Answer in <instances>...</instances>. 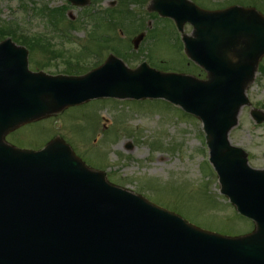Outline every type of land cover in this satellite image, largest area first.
Returning <instances> with one entry per match:
<instances>
[{
	"label": "water",
	"instance_id": "water-1",
	"mask_svg": "<svg viewBox=\"0 0 264 264\" xmlns=\"http://www.w3.org/2000/svg\"><path fill=\"white\" fill-rule=\"evenodd\" d=\"M238 16L229 13L220 27L228 36L249 40L237 63L215 59L216 22L223 25L221 20L209 19L195 38L208 51L207 81L145 65L131 70L110 58L81 77L34 74L32 93L0 92V264L244 263L248 253L243 242L264 241V172L248 167L245 153L229 144L227 133L247 102L245 87L264 54V18L247 14L239 22ZM7 77L20 73L0 68V80ZM101 96L163 97L201 118L222 190L256 221L253 235L230 240L194 229L173 213L108 184L104 174L83 167L60 140L38 153L3 143L5 133L20 123ZM233 244L238 248L232 249ZM263 260L259 256L256 262Z\"/></svg>",
	"mask_w": 264,
	"mask_h": 264
},
{
	"label": "rangeland",
	"instance_id": "rangeland-1",
	"mask_svg": "<svg viewBox=\"0 0 264 264\" xmlns=\"http://www.w3.org/2000/svg\"><path fill=\"white\" fill-rule=\"evenodd\" d=\"M111 1L100 0L101 8L107 7ZM148 1L137 0L139 4L136 5L129 2V7L123 1L118 5L115 3L114 10L120 8L119 13L125 17L129 13L123 7L135 13L136 22L132 18V25L123 23V26L115 21L110 24L107 22L114 16L99 14L101 16L95 21H92L96 18L94 15L85 18V25L81 27L84 30L67 28L66 34L81 43L87 39L86 30H89L96 42L88 46L89 49H95L97 43L105 40L111 44V39L107 37L115 36L118 40L113 41L119 43L123 51L121 56H117L130 67L146 60V55L155 63L179 64L177 35L170 21L148 15ZM197 1L202 4L203 0ZM227 1L204 0V3L208 7H216ZM40 3L47 4L51 9L50 16L42 14ZM66 5L65 0H0V31H9L11 24L16 30L21 27L28 33L27 38L19 36V40L27 42L41 37L51 41L46 44L51 45L55 53L62 52L63 47L72 51L76 49L73 44L59 43L66 37L61 36L53 27L55 23L49 20L50 17L64 19L61 7ZM34 9H37L35 15L32 13ZM64 13L67 18L68 15L74 16L78 10L75 7L70 10L66 8ZM147 19L154 21L152 26V22L145 25ZM59 23L65 27V24ZM120 26L125 27L121 33L117 29ZM149 26L152 32L148 31ZM144 30L148 32L140 42L138 51L132 49L130 39ZM186 30L189 31L190 27ZM36 51L38 55V48ZM83 52L88 54V51ZM40 54L43 51L40 50ZM47 58H51L50 55ZM79 60L94 63L97 57ZM60 61L64 62L62 59ZM246 93L264 112V77H257ZM249 110L247 106L241 110L237 125L229 132V140L244 149L250 166L264 169V122L256 124L249 116ZM201 133L198 119L185 115L178 107L162 99L102 98L40 119L21 128L10 139L36 146L48 137H63L86 165L104 171L115 184L142 194L168 209L177 210L191 222L211 231L223 234L249 231L252 228L249 221L238 217L228 200L219 194L217 178L216 175L213 178ZM127 144H131V148Z\"/></svg>",
	"mask_w": 264,
	"mask_h": 264
},
{
	"label": "flooded vegetation",
	"instance_id": "flooded-vegetation-1",
	"mask_svg": "<svg viewBox=\"0 0 264 264\" xmlns=\"http://www.w3.org/2000/svg\"><path fill=\"white\" fill-rule=\"evenodd\" d=\"M229 5H241L253 7L258 12L264 14V0H247L246 3H240L238 1H230ZM218 9V8H216ZM51 43V41H41V40H30V41H15L14 44L24 46L27 49L28 66L32 71H45L49 74H79L82 68L78 65H71L72 61H81V55L79 49H73L72 51L62 48V52L55 53L51 48V45L46 44ZM37 48L39 54L37 55ZM40 50L43 54H40ZM50 55L51 58H47ZM60 59L64 60L61 62ZM35 62H38L36 64ZM260 64L264 67V57L260 60ZM78 66V67H76ZM194 73L198 77H203L204 72L202 69L194 65Z\"/></svg>",
	"mask_w": 264,
	"mask_h": 264
}]
</instances>
